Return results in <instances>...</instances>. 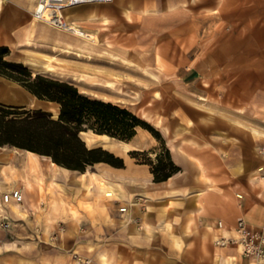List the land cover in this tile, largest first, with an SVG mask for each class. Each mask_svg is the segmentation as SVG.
<instances>
[{
	"label": "rangeland",
	"instance_id": "rangeland-1",
	"mask_svg": "<svg viewBox=\"0 0 264 264\" xmlns=\"http://www.w3.org/2000/svg\"><path fill=\"white\" fill-rule=\"evenodd\" d=\"M124 1L125 4L122 3V0H114L108 3L106 11L111 17L109 24H104L102 21L84 22L102 30V42L92 51V60L86 57L78 59L79 57L76 54L67 52L57 54L58 52L54 47L56 43L51 44L48 39H45L44 44L39 47L32 45L33 47L31 46L29 49L10 48L11 54L7 58L22 62L34 75L41 73L45 76L69 81L84 93L128 107L142 117L147 125L146 127H139L137 135L131 140L132 142L129 141L134 145L133 148L125 152L117 147L107 148L111 149L116 155L124 157L125 162L126 158L131 157L136 163L147 164L151 171V165L144 161L157 160L158 154L164 152L166 147L170 148L169 136H165L160 126L155 122H150L144 118L146 112L154 111L157 119L160 118L163 124L169 125L172 131L171 136L178 126L190 127V130L181 132L175 141L181 144L190 161L186 166L175 162L182 167L180 172L184 175L194 176L199 171H202V175H206L210 173L209 166L198 167L192 164L198 159L195 157L197 155L196 148L207 147L212 149L211 144L207 142L211 141V136L204 135L205 130L203 127L209 128L216 125L227 127L230 122H236L241 126L244 123L252 125L240 118L236 121L229 118L227 103L229 88L226 77L222 79H225V86H221L219 90L217 87L214 88L216 95L220 94L217 99L220 102L219 106L212 103V74L214 73L217 76V72L211 70V66L216 62L213 58V52H217L218 46L226 41L228 24L217 21L218 18L214 21L211 17L212 12L207 7H203L199 12H196L193 8L195 4L193 0L192 2L188 0L181 6V9L186 11L187 14L179 12V5L150 6L147 5L145 0ZM131 5H133L131 12L133 20L129 21L124 15L123 9ZM179 18H185L187 23H182ZM175 20H179V22ZM51 54L56 55L54 64L59 66V72L45 71L43 67L40 68L41 65L35 66L30 61L31 58L44 60L47 55ZM95 58H98V60ZM201 63L207 64L203 72L204 78L201 79L202 85L209 89L208 95L202 93L208 97L206 100L200 99V92L194 90L195 88H187L183 85L176 75V68L180 65L191 67ZM224 73L226 72L220 71L219 76L222 78ZM83 74H87V76L84 80H80L78 76H83ZM148 77L150 78L148 79ZM95 80L103 83L107 80H114L116 88L114 87L113 90V88H108L104 84H93ZM0 82L26 88L18 81L1 74ZM4 93L0 86L1 103L25 106L6 102L9 98ZM59 106L61 111V105L59 104ZM26 107L40 108L30 105ZM58 116L54 115V117ZM186 137H194L205 144L193 143L185 140ZM99 145L103 146L102 144L94 146ZM3 146L18 155L22 152V148L16 146ZM131 150H138L140 153L133 156L130 153ZM170 151L174 159V153L171 149ZM222 151L224 150L222 149ZM209 155V158H211L212 155ZM43 158L49 160V164L53 160L46 155ZM218 169L222 170L223 168ZM224 169L227 175L237 178L233 168L226 167ZM87 170L95 171L97 168L94 165V167H88ZM208 170L209 172H207ZM73 173L76 174V172ZM42 176L44 183L42 185L43 190L41 187L40 190L43 193L46 190L51 191V188H46V174ZM60 176V183L57 186L62 196L67 195V192L71 190L77 189L76 185H78V190L83 186L82 190L87 195L91 194L94 197L93 193L96 189L94 188L92 193L89 191L85 183L87 177L82 182L73 180L76 183H74V186L73 183L71 185L67 183L68 181L65 182V180H69L68 177L62 178L67 175L61 174ZM50 182L48 185H50ZM42 200L43 197L39 201ZM68 203H70L71 210H77L75 219L65 209L60 210L59 215L54 219L49 216L46 218L41 212L31 215L26 211L29 214L28 216L12 214L11 224L5 226L2 224L3 216H0V255L12 256V259L6 261L5 264H25V260L20 258H36V256L41 255L44 258H71V264H84L83 260L87 259L90 260L89 264H105L102 258L104 254L109 257L108 259L113 264H222L223 258L220 257L218 249L225 246L236 248L238 246L236 244L225 246L217 244V238L224 235L222 230L209 231L210 229L200 224L197 211L191 212L186 208L181 213L180 208L175 203H171L166 209L163 208L160 199H156L155 203L143 210L144 212H142L139 221L134 220L126 224L115 219L112 223L105 224L89 220L83 221V219L80 221L78 218L81 216V211L72 202ZM121 203L123 205L127 204L125 197L114 198L112 204L114 213L120 212L119 205ZM92 204L87 200L85 208L93 214L97 213L99 208H93L94 204ZM191 215L195 216V221L191 224L190 229H186L187 221ZM241 217L245 218L251 226L264 230V225L253 224L242 214L232 224L234 230H236L237 221ZM219 221L217 222L218 226ZM221 221L227 228L229 227L226 220ZM42 222H46L47 227L51 223L60 225L57 227L58 229L56 228L53 231L37 229L36 225L39 226ZM169 224H171L172 230L169 228ZM207 229V232L204 231ZM174 232L181 236L182 241L184 240V242L181 241V246L177 245ZM235 233L232 232L231 234ZM188 249L192 251L189 252ZM28 264L36 263L33 261L28 262Z\"/></svg>",
	"mask_w": 264,
	"mask_h": 264
},
{
	"label": "crops",
	"instance_id": "crops-1",
	"mask_svg": "<svg viewBox=\"0 0 264 264\" xmlns=\"http://www.w3.org/2000/svg\"><path fill=\"white\" fill-rule=\"evenodd\" d=\"M145 1L150 6L179 5V12L187 14L181 9V6L188 0ZM193 2L195 3L193 8L196 12L207 7L212 12L211 17L214 21L218 18L217 21L228 24L226 41L218 46L217 52H213V58L216 62L211 66V70L217 72V76L212 74V103L219 106L220 102L217 99L220 94L216 95L214 88L217 87L219 90L221 86H225V79H222L226 77L229 88L227 98L229 118L235 121L240 118L252 124L244 123L241 126L236 122V124L230 122L227 127H220L219 125L209 128L203 127L204 135L211 136V141L207 142L211 144L212 149L207 147L196 148L195 151L200 156H195L198 159L194 163L198 167L199 164L205 167L209 166L210 173L202 175V171H199L194 176H187L180 172L174 175L175 182L170 185L166 180L153 181L149 166L136 163L131 157L126 158V166L121 168L107 162H98L95 164L97 168L95 171L102 175L105 174L104 176L107 178L119 183L123 188L122 197H125V201L135 200L138 202L137 207L127 203L129 205L128 212H117L120 215L118 217L112 208L114 198L103 197L97 186L94 187L96 191L93 190L94 197L91 194L87 195L82 190V186L79 190H71L67 192V195L62 196L57 184L60 183V175L64 173L58 172L55 175L49 160H44L45 155L39 154L40 164L36 167L35 163L30 160L27 149H22L18 155L12 153L11 149L7 150L6 147L0 146V199L3 197L2 193L8 191V188L19 187L24 195L25 208L31 215L41 212L46 218L49 216L54 219L59 215L60 210L65 209L74 217L69 206L70 203H68L72 202L81 211V216L78 218L80 221L83 219V221L89 220L105 224L112 223L115 219L123 223L122 220L126 218L128 222L139 221L143 210L155 203L156 199H160L163 208L166 209L171 203H175L180 208L181 213L186 208V210H190L193 207L197 191L202 187H207L209 194L204 201L206 210L197 211L199 222L203 227L208 229L211 227L215 231H221L217 222L218 220H226L229 224V231L234 232L232 224L241 214L245 215L253 224L264 225V154L258 152L264 144V0H193ZM33 9L34 0H0V45H7L11 49H29L32 45L42 46L45 39H48L51 44L56 43L55 38L61 34L60 31L43 22L36 21L33 17ZM179 20L182 23H187L185 18H179ZM179 20L175 21L179 22ZM205 66L207 64L204 63L191 67L180 65L176 68V75L187 88H195L194 90L200 92V95H208L209 89L203 86L201 82V79L204 78ZM220 71L226 72L222 78L219 76ZM0 86L5 92L4 95L9 98L6 102L31 106L35 100L36 95L34 96L23 86L1 82ZM197 143L205 144L199 140ZM222 149L224 151L221 152ZM7 153L11 155L8 157L6 156ZM209 154L212 155L211 158H209ZM174 159L182 166L188 165V161H190L187 155L178 158L174 154ZM13 167L19 177L17 181L12 182ZM226 167L234 169V173L237 175L236 179L227 175L224 169ZM254 168H259L258 173L252 174ZM134 170L136 171L134 172ZM73 172L79 173L72 174ZM91 172L93 171L87 170L89 175L86 176V184L90 181L88 178L90 179ZM69 173H71V178L64 174L68 176L69 180H65V182L68 181L69 184H74L73 179L75 178L80 182L85 178L81 174L82 171L70 170ZM44 174L47 178L46 188H51V191L46 190L42 194L40 185H37V189L33 192L28 190L23 181L24 175L38 181L36 176L42 177ZM67 176L62 178L65 179ZM252 177H254L253 180ZM49 182L50 185H48ZM40 195L43 200L37 208L32 205V200H38ZM87 200L94 204H92L93 208H99L97 213L93 214L85 208ZM63 202L67 203L64 204ZM105 203H109L108 206ZM130 210H132L131 213H129ZM0 216H3L2 221L8 222V226L11 224V213L2 214L0 212ZM47 225L46 222H42L36 227L39 230L53 231L60 224L51 223L49 227ZM218 252L223 258L222 264H264V258L260 260L250 259L244 255L239 246L237 248L232 246L221 247ZM11 257V255H0V264H5L6 261L12 259ZM20 259L25 260V264L33 261L36 264H71V258H44L43 255L36 256V258Z\"/></svg>",
	"mask_w": 264,
	"mask_h": 264
},
{
	"label": "trees",
	"instance_id": "trees-1",
	"mask_svg": "<svg viewBox=\"0 0 264 264\" xmlns=\"http://www.w3.org/2000/svg\"><path fill=\"white\" fill-rule=\"evenodd\" d=\"M11 49L0 45V74L24 85L39 99L59 102L60 115L26 106L0 102V145H12L49 156L56 163L82 172L98 162L125 167V158L103 146L90 147L82 138L83 130L107 133L119 140L131 141L139 127L147 122L128 107L93 97L73 83L36 75L22 62L7 58ZM136 156L138 150H131ZM151 165L154 181L168 180L182 170L175 162L170 148L157 155V160H146Z\"/></svg>",
	"mask_w": 264,
	"mask_h": 264
},
{
	"label": "bare ground",
	"instance_id": "bare-ground-1",
	"mask_svg": "<svg viewBox=\"0 0 264 264\" xmlns=\"http://www.w3.org/2000/svg\"><path fill=\"white\" fill-rule=\"evenodd\" d=\"M63 1H67V0H63ZM114 1V0H113ZM125 1L122 0V3H124ZM108 2L105 1H86V2H81L75 5H71V6H67L65 8V10L61 11V17L64 19L66 23H64L63 25H53L49 22L46 21H40L37 19V17L35 16V10L36 9H40L42 8V4L40 2V0H34V9H33V17L36 21H40L43 22L49 26H52L54 28H57L60 31V35L58 37L55 38L56 40V45L55 50L58 52L57 54H61L62 52L65 53H72V54H76L80 59L83 57H86L88 59L92 60V51L101 44L102 42V37H101V32L102 30L99 27H95L92 25H88L85 24L84 22H98V21H102L104 22V24H109L111 21V17L108 13V11H106V8H108ZM132 9H133V5L128 6V7H124L123 12L124 15L126 16V18L129 21L133 20V16H132ZM47 17V16H46ZM49 17H47L46 19H48ZM30 42V41H29ZM26 45V44H25ZM28 45V44H27ZM31 47V46H30ZM33 47V46H32ZM37 47V46H36ZM53 51V50H52ZM41 52V51H40ZM55 52V51H54ZM28 55V54H27ZM69 56V55H67ZM45 57V56H44ZM64 57V55H63ZM75 57V56H74ZM97 57V56H96ZM99 57V56H98ZM56 58V55H47L44 60H38L36 58H31V63L33 65H41V67H43L45 69V71H53V72H59L60 68L57 64H54V59ZM98 60V58H95ZM161 59V58H160ZM64 60V59H63ZM100 60V58H99ZM65 61V60H64ZM68 61V60H67ZM89 61V60H88ZM75 62V61H74ZM90 62V61H89ZM97 62V61H96ZM102 62V61H101ZM31 64V65H32ZM94 65V64H93ZM92 65V66H93ZM96 65V64H95ZM30 66V65H29ZM98 66V65H97ZM38 68V67H37ZM34 70V69H33ZM39 70V69H38ZM50 72V73H51ZM58 74V73H57ZM60 75V74H59ZM78 75V74H77ZM80 75V74H79ZM144 75V74H143ZM65 76V75H64ZM76 76V75H75ZM87 76V74H83V76H78L80 80H84L85 77ZM73 77V76H72ZM77 77V78H78ZM150 77H148L149 79ZM153 80V79H151ZM16 81V80H15ZM150 81V80H148ZM152 82V81H151ZM82 83V82H81ZM86 83V82H85ZM97 85H101L104 84L105 86H108L113 88H116V82L114 80H107L105 83H103L102 81H96L93 84ZM120 92V91H119ZM34 95V94H33ZM35 96V95H34ZM131 96V95H130ZM208 97H206L205 95H200V99L206 100ZM59 102L56 101H50V102H44L43 100L39 99L37 96H35V100L31 103L32 107H40L46 110H49L51 112L54 113L55 116H58L60 114V106H59ZM204 104V103H203ZM17 105V104H16ZM26 106V105H25ZM144 118L150 122H155L158 126H160L163 134L165 136H169L170 141H171V145H170V149L172 150V152L175 154L176 157L180 158L183 156H186V151L181 147L180 143L175 142L178 135L185 131V130H190V127H184V126H178L175 130H174V134L171 136V128L169 125L167 124H163L161 122V119L156 117V113L154 111H148L145 113ZM236 118V117H235ZM82 138L85 139L86 143L89 146H93L94 144H102L105 148H110V147H117L122 149L124 152L130 150L131 148L134 147V145L129 142V141H124V140H118L115 137L110 136L107 133H97L93 130H88V131H83L82 134ZM185 140L191 141L193 143H196L197 140L194 137H186ZM101 146V145H99ZM28 150V154L30 156V160H32L33 163H35V166L37 167L40 163H39V158L40 155L39 153L32 151V150ZM111 150V149H110ZM121 150V151H122ZM120 151V152H121ZM9 152V151H8ZM119 152V153H120ZM258 152L261 154V152L258 150ZM11 154H6V156H10ZM10 160V159H9ZM194 165H196L194 162L192 163ZM51 165L53 166L52 170L54 171V174L56 175L58 172L59 173H64L67 174L70 178H71V173L70 169L67 167H64L58 163H56L55 161H51ZM201 166V165H199ZM35 167V168H36ZM254 171H252V174L254 173H258L259 168H255L253 169ZM109 171V170H107ZM106 171V172H107ZM136 170H134L135 172ZM16 170L13 167V172H12V182L13 181H17L18 180V175L16 174ZM25 172V171H24ZM104 172V173H106ZM110 172V171H109ZM107 172V173H109ZM79 173V172H76ZM106 173V174H107ZM111 173V172H110ZM138 173V172H137ZM140 173V172H139ZM142 173V172H141ZM262 173V172H261ZM74 174V173H73ZM83 177L87 176V171L82 172L81 173ZM251 174V175H252ZM80 175V174H79ZM78 175V176H79ZM89 175V174H88ZM105 175V174H104ZM102 174H99L96 171H93L90 173V179L88 178L89 183H87V186L89 191H93L94 187H98V189L102 192L103 197L105 198H115V197H119V198H123L122 197V192H123V188L122 186L117 183L116 181L107 178L106 176H104ZM108 175V174H107ZM135 175V174H134ZM142 175V174H141ZM256 175V174H255ZM67 176V177H68ZM74 176V175H73ZM77 176V175H76ZM38 181L33 180L32 178L25 176L24 175V184L26 185V187L28 188V190L30 191H35L37 189V185H40V187L43 190V183H44V179L40 176H36ZM109 177V175H108ZM113 176L111 175V178ZM120 177V176H119ZM127 177V176H126ZM132 177V176H130ZM39 178V179H38ZM82 178V177H81ZM177 178V177H176ZM180 178V177H179ZM254 177H252L253 180ZM117 179V178H116ZM178 179V178H177ZM10 180V179H9ZM73 180H76L73 179ZM145 180V179H144ZM200 180V178H199ZM202 180V179H201ZM256 180V179H255ZM148 181V180H147ZM120 182V181H118ZM166 182H168V184L173 185L174 184V175L169 177L168 180H166ZM80 184V183H79ZM196 184V183H195ZM72 185V184H71ZM75 185V184H73ZM142 185V184H139ZM144 185V184H143ZM77 189L78 190V185ZM147 186V184H146ZM180 186V185H179ZM83 187V186H82ZM84 188V187H83ZM13 187L8 188V191L12 190ZM21 189V188H20ZM80 189V188H79ZM41 190L42 194L43 191ZM208 188L207 187H202L200 188L197 192V194L195 195V200L193 203V207L190 209L191 212H195V211H204L206 210L204 207L205 206V200L206 198H208L207 194L208 193ZM7 192L4 191L2 193L3 194ZM194 194V193H193ZM24 196V195H23ZM41 198V195H40ZM40 198L38 200L33 199L32 200V205L35 207H39V203L41 201ZM226 198V197H225ZM211 199V198H210ZM223 199V198H222ZM216 200V199H215ZM225 200V199H224ZM227 200V199H226ZM229 200V199H228ZM193 202V201H192ZM126 203H129L132 206L137 207L138 206V202H136L135 200H131V201H126ZM107 206L109 203H105ZM209 204V202H208ZM211 204V203H210ZM213 204V202H212ZM207 205V204H206ZM190 207V206H189ZM211 207V206H210ZM51 209V208H50ZM27 208H25V204L23 203V201H16V200H12L10 202H6L3 197L0 199V212L2 214L9 212L13 215H27L26 213ZM74 217H77V210H72ZM132 210H130L129 213H131ZM193 214V213H192ZM130 220V219H129ZM139 220V219H138ZM195 221V216L191 215L189 217V220L187 221V226L186 229H190L191 224H193V222ZM123 223H127L128 219H124L122 220ZM169 228L172 230V226L171 224H169ZM222 232L225 235H230L232 232L229 231V228H227L225 225H223L222 227H220ZM151 229V228H150ZM149 229V230H150ZM209 231H213V229L210 227ZM201 231V230H200ZM206 231V230H205ZM234 232H236V230H233ZM210 233V232H209ZM200 234V233H199ZM215 234V233H214ZM174 238L176 240L177 245L181 246V236H179V234H177L176 232H174ZM209 235V234H208ZM193 236V235H192ZM197 236V235H196ZM202 236V235H201ZM186 238V237H185ZM192 239V238H191ZM201 239V238H200ZM204 239V238H203ZM194 240V239H193ZM184 242V240L182 241ZM202 242V241H201ZM190 245V244H189ZM195 246V244H194ZM186 248V247H185ZM195 248V247H194ZM193 249V248H192ZM203 249V248H202ZM187 250V249H186ZM189 250V249H188ZM191 250V249H190ZM189 250V252H191ZM182 251V250H181ZM184 252V251H183ZM102 258L104 259L105 264H113L107 257L105 254L102 255ZM185 259V258H184ZM188 260V259H187ZM180 264V263H179ZM182 264V263H181Z\"/></svg>",
	"mask_w": 264,
	"mask_h": 264
},
{
	"label": "built area",
	"instance_id": "built-area-1",
	"mask_svg": "<svg viewBox=\"0 0 264 264\" xmlns=\"http://www.w3.org/2000/svg\"><path fill=\"white\" fill-rule=\"evenodd\" d=\"M86 1H105L112 2L113 0H40L43 5L42 8L35 10V16L40 21H46L53 25L59 26L66 23L65 18L61 17V11L65 10L67 6L75 5ZM49 17L47 20L46 18ZM260 152L264 154V144L260 148ZM3 199L6 202L12 200L23 201L24 196L20 188H13L3 194ZM119 210L122 213L128 212L129 205L121 204ZM8 226V222L2 221ZM224 225L223 221H219V226ZM216 243L225 246L236 244L241 249L244 255L252 259L260 260L264 258V230L251 226L245 218H239L236 225V233L230 235H221L217 238ZM82 260V258H80ZM84 264H89L90 260H83Z\"/></svg>",
	"mask_w": 264,
	"mask_h": 264
},
{
	"label": "water",
	"instance_id": "water-1",
	"mask_svg": "<svg viewBox=\"0 0 264 264\" xmlns=\"http://www.w3.org/2000/svg\"><path fill=\"white\" fill-rule=\"evenodd\" d=\"M41 100H43L44 102H50L49 100H45V99H41ZM46 110V109H45ZM47 111H49V110H47ZM83 131H85V130H83ZM83 131L81 132V136H82V134H83ZM85 140V139H84Z\"/></svg>",
	"mask_w": 264,
	"mask_h": 264
}]
</instances>
